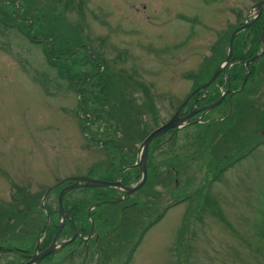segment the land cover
Returning a JSON list of instances; mask_svg holds the SVG:
<instances>
[{
	"label": "rangeland",
	"instance_id": "obj_1",
	"mask_svg": "<svg viewBox=\"0 0 264 264\" xmlns=\"http://www.w3.org/2000/svg\"><path fill=\"white\" fill-rule=\"evenodd\" d=\"M257 1L0 0V244L10 245H0V264L22 260L10 247H29L44 220L39 207L23 210L17 191L37 194L35 206L60 180L104 177L121 150L84 134L114 131L137 148L194 90L200 71L207 75L210 50L213 60L226 54L233 28L250 22ZM39 34H58L64 59L43 50L44 38L28 39ZM256 63L260 76L233 95L227 119L217 120L214 109L203 124L180 129L182 150L159 167V139L152 144L150 174L130 197L96 205L93 187L68 191L64 209L84 221L95 206L87 218L93 231L84 250L67 244L48 264H121L158 206L181 194L189 196L142 233L129 264H264V242L252 228L264 206V143L242 155L253 136L249 126L264 112V55ZM218 136L236 145L230 157L243 156L227 169L222 150L212 147ZM189 147L198 150L185 152ZM161 192H168L162 204ZM49 193L43 202L54 208ZM19 220L27 223L26 237Z\"/></svg>",
	"mask_w": 264,
	"mask_h": 264
},
{
	"label": "flooded vegetation",
	"instance_id": "obj_2",
	"mask_svg": "<svg viewBox=\"0 0 264 264\" xmlns=\"http://www.w3.org/2000/svg\"><path fill=\"white\" fill-rule=\"evenodd\" d=\"M262 1H264V0H259V2H262ZM253 14H254L253 16L255 18L253 23L259 22L262 25V28L259 32V35H260L264 29V4L261 7V9L259 10V12H257L255 9V11H253ZM253 23L251 24V26L253 25ZM239 25H241V23H238L236 26H239ZM251 26H249V27H251ZM249 27H247V28H249ZM241 33H242V31L236 35V36H238V38H235L236 39V42L234 44L235 50L233 49V43H234L235 39H233V41H232V49H231V54H230L228 63L223 65V67L220 69V71L218 72L216 77L206 87L201 88V85L211 77L214 70L218 67V65L223 63V61L226 57V54H225L223 57L218 56V57H215V59L213 60V57L215 55L210 54V53L212 51H214V48H212V50H210L208 56H209L210 62H212V66H210L206 70L205 73H207V75H204L202 73V71H200V73H201L200 81L194 85V88H193L194 90H192V92H191L192 95L179 108V105L182 102L181 101L175 107L173 113L168 116V118H169V117L173 116L174 114H177L178 118H184L186 116H188V118L185 119L184 121H182L183 125L181 127L169 129V130L165 131L160 137L157 138V139H159V141L156 142V144L158 146V150H159V156H163L164 158H163V160L160 161V163L154 164L156 167H159V166L163 165L164 163L169 162V160H171V158L175 152H177L178 150H182L179 147V144H178L179 140L177 138V134H178V131L180 129L186 128L187 126H190V125L203 124L205 122V120H207L209 118L208 112H210L211 110H214V109H216V111H218V115L215 116V118L217 120L227 119L232 112V97L235 93L240 92V90H241V89L238 90L237 88L240 87L241 83L243 82V87H242V90H243L246 83L249 82L254 76H256L257 74H258V76H260L261 69H259V67H257L256 62L258 60H260V58L264 55V49H263L262 54L255 61L249 62L246 66L244 65V61H246L247 59H249L250 57H252L253 55H255L261 51L262 46H261V43L258 41L259 35L257 36V39H255L256 43L251 44V41L253 39V34L249 35L247 33H244V34H241ZM263 46H264V43H263ZM214 53H215V51H214ZM245 73H246V77H245V80L243 81V77H244ZM239 74H241V77L239 76ZM261 93H262V91L259 94H261ZM218 99H219L218 104L215 107H213L212 109H210V110L202 109V108H205L206 105H209L210 103L215 102ZM263 99L264 98H261L258 102L259 105H261V106H263V103H262ZM242 104H243L242 101L238 103V105H242ZM235 105H236V103H235ZM262 113H264V112L262 109H260V112H257L258 118H254V120H257V122H258L257 125H254L252 127L249 126L250 131H252V133H253V136L248 138L249 144L245 148L247 150V152L242 154V155L247 156L248 153H251L260 144L264 143V138H262V137L260 138L258 135V133L264 134V128L260 127L261 123H262V117H261ZM188 114H190V115H188ZM167 119L164 120L162 123L167 121ZM228 131H229V128H228L227 132ZM84 136L88 137V134H85ZM196 137H197L198 141H199V137H200V142H201L202 135L200 136L197 134ZM157 139H155L153 141V143ZM228 140H229V138L226 136H224L223 139H221V136H218V138L216 137L213 140V145H212L213 148H217L218 150H222L221 154H223V156H224V161L220 162V164H222V163H224V164H222L220 166L224 165L223 168L228 166V164L231 163V161L233 159V157H230L231 148H236V145L233 144L232 139H231V141H229L227 143ZM177 141H178V143H177ZM151 146H152L151 144L148 146L147 154H146V179L148 178V176L150 174L149 162L152 159L151 158ZM103 147H109V146H107V144H106V145H103ZM116 148L121 150L117 155L116 162L111 161L110 162L111 166H110L109 170L106 171V173H104V177H100V178H104L108 181L119 180L124 186H128V185L136 182L138 179V176H139V169H138L137 165H135L137 160L139 159L138 147L134 148L133 146H131L129 144L128 145H123V144L120 145L119 143H112V149L114 151H116ZM193 149H194V147H189L186 149L187 151H185V152H188L189 150L191 151ZM200 149H202L201 146H200ZM194 150H198V149H194ZM167 151L168 152L174 151V152H172L171 154H168ZM234 151H235V149L232 152L234 153ZM195 154H198V153H195ZM180 155L176 156V159H178ZM114 163H116V165H118V166H114ZM67 183H69V182H66L64 184H60L58 189L59 188L61 189L63 187V185L65 186V184L67 185ZM56 189L57 188H54L52 193H51V194H53V198L55 196V198H54L55 200H56V195H55L54 191ZM120 195L124 197L123 200H125L131 196V194H130V195L125 197L123 190L118 189V188L108 187V188L96 190L91 201L95 200V199H99L100 200L99 202H101V201L107 202V201L115 199L116 197H118ZM167 195H168V192H161V196L160 197L157 196L158 198H162L160 201L161 204L163 203L164 198ZM185 196L187 197L189 195L181 194V195L175 196L174 197L175 199L171 203H174L175 201H178L179 199H182ZM105 197H108V199H104ZM96 202H98V201H96ZM64 203H65V200L63 199V206H64ZM171 203L164 202L162 208H160V206H158L159 207L158 213L160 211V214L156 215L153 220L157 221L163 215L165 209L169 207L167 205L171 204ZM52 204H53V202L49 205L50 210H47V217H48L47 218L48 219L47 229H46V232L43 235V237L39 240L38 250H42L49 245V243H50L49 241H52L51 239L57 230L56 229L57 225H59L60 223H61V228L58 231L56 241L59 242L60 239L69 238V237H71V235L73 233H75V234L81 233V235H83V234H84V236L87 235L86 242L85 241L83 242L81 240V237H76L75 240L73 241V243L78 245V246H76V249L77 248L78 249L83 248V250H84V247H85V245H86V243H87L88 239L90 238L92 231H93L91 229L90 224L87 221V217H85L86 220L84 221L83 217H79V216L75 215L74 213H71L70 210L68 211V210L64 209V207H63L64 214L60 215L58 212V209H57V204L54 202L55 207L51 208ZM155 206H157V204ZM60 250L61 249H59L58 251H60ZM17 251H18V253L22 254V256H21L22 261L24 259L26 260L28 258V256L32 253V252L31 253L25 252V248L17 249ZM83 253L85 254L84 251H83ZM51 257L52 256H49V257L43 259V262H47V261L51 262V261H49Z\"/></svg>",
	"mask_w": 264,
	"mask_h": 264
},
{
	"label": "water",
	"instance_id": "obj_3",
	"mask_svg": "<svg viewBox=\"0 0 264 264\" xmlns=\"http://www.w3.org/2000/svg\"><path fill=\"white\" fill-rule=\"evenodd\" d=\"M263 4H264V1L258 2V3H256L254 5L257 12H259V10L263 6ZM249 23H251V21L250 22H245L242 26L236 28L231 33V35H230V37L228 39V42H227V53H226V57H225L223 63L218 65V67L214 70L213 74L207 80V82H205L204 84L201 85L202 88H204L207 84H209L216 77V75L218 74V72L220 71V69L223 67L224 64L228 63L229 57H230V54H231V43H232V40H233L235 34L237 32H239L240 30L244 29L245 27H247L249 25ZM259 42L261 43V46H262L261 51L258 54H255L254 56L249 58L248 60L244 61V65L245 66L249 62L255 61L262 54L263 49H264V46H263V43H264V29L261 32V34L259 35ZM245 77H246V73L244 74L243 81L245 80ZM242 85H243V82L241 83L240 88L242 87ZM191 94L192 93L189 94V96L186 98V100L191 96ZM218 102H219V99L216 100L215 102L210 103L209 105H206L205 108H202V109L209 110V109L213 108L215 105H217ZM190 114H188V115H190ZM187 118H188V116H186L184 118H178L177 114H174L167 122H165L164 124L156 127L151 132H149L145 136V138L141 141V143L139 144V148H138V150H139V159H138V162L136 163V165L139 167L141 178H140V181L136 185H134L132 187H125V186L121 185V183L119 181L111 182V181H105V180H99V179H88V178H85V177H76V178H74L73 183L63 187L60 190V192L58 193V196H57V207H58L59 214L60 215L64 214V211H63V209L61 207L62 195L67 190L72 189V188H76V187H111L112 186V187H117V188L123 190L126 193H130L131 191H134V190L138 189L143 184L144 179H145L146 153H147V148H148L149 143L155 137H157L160 134L164 133L166 130L171 129V128H179L180 126L183 125L182 121H184ZM40 205L42 206V201H41ZM60 227H61V224L59 225L56 233L54 234V236L52 238V241H51L50 245L47 248H45L44 250L40 251L37 254L34 251V253L30 256V258L27 261L23 262L22 264H36L43 257H45L48 254L54 253L56 251V248H59L60 246H63L65 244L69 243L75 237V234H74L69 240L60 242L56 246L55 239H56V235H57L58 230L60 229ZM38 240L39 239L37 238V243H38ZM37 243L35 245V249L34 250H36V248H37Z\"/></svg>",
	"mask_w": 264,
	"mask_h": 264
},
{
	"label": "trees",
	"instance_id": "obj_4",
	"mask_svg": "<svg viewBox=\"0 0 264 264\" xmlns=\"http://www.w3.org/2000/svg\"><path fill=\"white\" fill-rule=\"evenodd\" d=\"M13 1H15V0H13ZM24 7V6H23ZM26 7V6H25ZM27 8V7H26ZM20 9V11L22 10V7L21 8H19ZM19 11V12H20ZM18 13V12H17ZM32 14H34L33 13V10L32 9H30V13L28 14V16H31ZM0 22H3V21H0ZM261 28H262V25L259 23V22H254L253 23V25L251 26V27H249V28H247L245 31H243L241 34H244V33H247V34H249V35H251V34H253V39H252V41H251V44L252 43H256V40L255 39H257V36L259 35V32H260V30H261ZM26 35V34H25ZM27 37V36H26ZM32 37L34 38L35 36L34 35H32ZM28 38V37H27ZM36 38V37H35ZM45 39V40H47V46L43 49V50H45L47 53H49L50 51H52L54 54H56L57 55V57L55 58V59H57V60H61V59H64V57L63 56H65V55H61L60 54V50L58 49V45L59 44H61L60 43V41H59V39H60V37L58 36V34H56V35H53V36H48V35H41V34H39V38H36L37 40H31V37H29L28 39L30 40V41H32V42H36V41H38L39 39ZM236 38H238V36L236 37ZM235 42H236V39H235V41H234V43H233V49H234V44H235ZM79 47H81V46H78V49H79ZM85 47H83V49H84ZM77 49V50H78ZM85 50V52L84 53H87V51H86V48L84 49ZM235 50V49H234ZM73 51V50H72ZM65 53L67 54V55H70L71 54V49L70 48H68V49H66L65 50ZM64 53V54H65ZM94 56V55H93ZM95 58H101V56L99 55V54H97L96 53V55L94 56ZM101 62H103L102 61V59H101ZM239 76L241 77V74H239ZM38 79H40V78H38ZM37 79V80H38ZM40 82L42 83V84H44V80H42V79H40ZM196 84V83H195ZM104 142H106V141H104ZM98 144V143H97ZM152 147V146H151ZM99 189H103V188H95V190H99ZM35 196H37V194H34ZM34 195H29L28 193H26V194H23V193H21L20 192V190L19 191H17V194H16V198H17V201H20L21 202V204H22V206H23V210H29V209H35V210H37V208H38V203L37 204H35V206L31 203V200H33L34 199ZM104 199H108V197H105ZM36 203V202H35ZM76 205H78V204H76ZM37 206V207H36ZM45 207L47 208V210H50V207H48V206H46V204H45ZM73 207H76V206H73ZM2 217V214L0 213V218ZM19 222H21L22 224L21 225H18L19 226V228H22L21 230H20V232L22 233V234H24L25 235V237H26V234H27V223L25 222V221H21V220H19ZM6 223L7 222H5L4 224L6 225ZM4 224L2 225V226H4ZM253 234H254V237H257V239L258 240H260V241H262V242H264V206H263V208H262V210L260 211V216H259V220L253 225ZM5 233H8V231H4ZM1 245H5V244H1ZM32 247H33V242L31 241V244H30V246L29 247H25V252H28V253H31V251H32ZM1 248V247H0ZM22 248H24V246L22 247ZM20 257L22 256V254L21 253H18V251L16 252ZM10 264H13V263H10ZM14 264H17V263H14Z\"/></svg>",
	"mask_w": 264,
	"mask_h": 264
}]
</instances>
